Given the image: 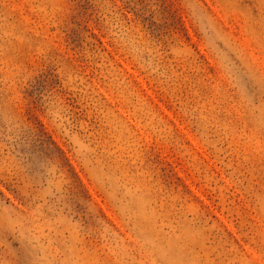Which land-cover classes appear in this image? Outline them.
Returning <instances> with one entry per match:
<instances>
[{
    "label": "rangeland",
    "instance_id": "374dc122",
    "mask_svg": "<svg viewBox=\"0 0 264 264\" xmlns=\"http://www.w3.org/2000/svg\"><path fill=\"white\" fill-rule=\"evenodd\" d=\"M0 264H264V0H0Z\"/></svg>",
    "mask_w": 264,
    "mask_h": 264
}]
</instances>
